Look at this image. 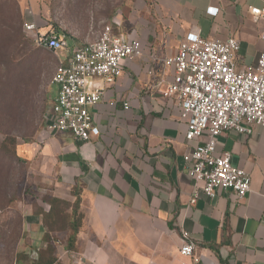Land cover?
I'll use <instances>...</instances> for the list:
<instances>
[{"label":"crops","instance_id":"crops-1","mask_svg":"<svg viewBox=\"0 0 264 264\" xmlns=\"http://www.w3.org/2000/svg\"><path fill=\"white\" fill-rule=\"evenodd\" d=\"M263 2L136 0L137 16L124 20L123 31L112 30L138 38L141 54L124 60L112 83L93 80L101 96L89 112L99 134L83 141L46 128L16 143L15 154L28 163L40 196L73 202V189H79L82 216L73 248H66L64 231L61 251L48 253L51 264H264V127L217 136V153L229 152L231 163L249 173V192L238 199L231 189H216L212 197L199 191L192 202L195 184L183 159L189 147L185 123L174 96L164 94L173 69L162 62L194 31L210 39L236 38V67L255 64L264 20H254L249 7ZM51 85L53 101L57 89ZM23 224L37 232L39 253H45L52 240L44 237L41 215L31 208ZM183 231L194 244L189 257L179 253Z\"/></svg>","mask_w":264,"mask_h":264},{"label":"built area","instance_id":"built-area-1","mask_svg":"<svg viewBox=\"0 0 264 264\" xmlns=\"http://www.w3.org/2000/svg\"><path fill=\"white\" fill-rule=\"evenodd\" d=\"M208 12L215 14L216 8L209 7ZM249 12L254 20H264V2L250 6ZM22 30L37 47L59 51L70 45L65 33L50 26L44 29L31 20L23 22ZM260 39L262 50L256 63L242 68L234 63L239 49L236 38L210 39L194 31L185 34L174 54L162 59L173 69L164 94L174 96L185 123L184 139L189 147L183 159L195 184L192 202L199 191L212 197L216 189H231L241 199L250 190L249 173L231 163L229 152L217 153L216 141L225 131L249 134L254 124L264 127V31ZM141 52L138 38L115 33L109 25L96 39L73 44L70 55L59 61L51 78L57 90L47 129L68 131L83 141L98 135L89 107L99 101L101 88L93 80L112 83L121 73L122 62ZM193 249L183 231L179 253L189 257Z\"/></svg>","mask_w":264,"mask_h":264},{"label":"rangeland","instance_id":"rangeland-1","mask_svg":"<svg viewBox=\"0 0 264 264\" xmlns=\"http://www.w3.org/2000/svg\"><path fill=\"white\" fill-rule=\"evenodd\" d=\"M135 1L0 0V28L9 33L19 27V15L22 24L31 20L44 29L50 26L77 45L96 39L106 25H113L114 31L119 28L123 31L124 20L130 22L137 16L133 12ZM20 32L10 47H0V56L8 57L12 61L10 67H15L18 73L11 81H5L8 76H0V187L6 183L7 192L4 197L0 194V264H32L38 257L40 238L37 232L21 225L20 217L39 207L43 192L29 173L28 163L16 158L15 147L17 142L33 139L39 129L47 128L52 103L51 78L59 59L73 47L71 42L59 51L37 47L22 26ZM6 39L0 38V44ZM5 138L6 147L1 148ZM10 197L12 201H8ZM65 235L64 231L50 234L51 251H61Z\"/></svg>","mask_w":264,"mask_h":264},{"label":"trees","instance_id":"trees-1","mask_svg":"<svg viewBox=\"0 0 264 264\" xmlns=\"http://www.w3.org/2000/svg\"><path fill=\"white\" fill-rule=\"evenodd\" d=\"M17 23L19 27L12 28L11 32H7L6 30H3L0 28V38H7L3 44H0V47H6L10 44H13V42L20 36V26H22L21 17L18 15L17 17ZM112 25V29H113ZM59 31V30H57ZM12 64V61L8 57L0 56V76L7 77L5 78V81H11L14 80L15 77L18 75L17 71H15V67L12 68L10 65ZM10 70V74H9ZM4 81V79H2ZM13 140V139H11ZM6 147V138L3 140L1 144V148ZM16 158H18L16 156ZM1 184V183H0ZM6 183H2V186L0 187V194L2 197L7 195L6 192ZM73 195L75 196V199L73 202H70L66 199H62L56 196H43L41 197V200L47 205V209H43V207L39 206L36 207V209H33V212L35 214L41 215V222L43 226L46 228L47 233L45 234L46 241H50V233L51 231H69V234L66 239V248L72 249L73 244L75 241L76 232L78 230V227L80 226L81 216L82 214L79 212V203H80V197H79V189L74 188L73 189ZM13 198L10 197L8 201H12ZM1 207V205H0ZM67 207L69 210H67ZM20 223L23 224V217H20ZM51 245L48 244L45 253H39L38 257L35 261H33L32 264H39L41 261L43 264H51L54 260V258L48 254L51 253ZM20 264V263H19Z\"/></svg>","mask_w":264,"mask_h":264}]
</instances>
